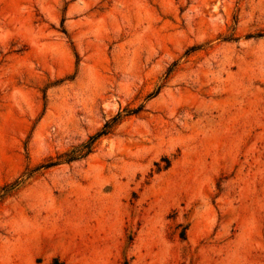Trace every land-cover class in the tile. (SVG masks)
<instances>
[{
	"label": "rangeland",
	"instance_id": "1",
	"mask_svg": "<svg viewBox=\"0 0 264 264\" xmlns=\"http://www.w3.org/2000/svg\"><path fill=\"white\" fill-rule=\"evenodd\" d=\"M0 264H264V0H0Z\"/></svg>",
	"mask_w": 264,
	"mask_h": 264
},
{
	"label": "trees",
	"instance_id": "2",
	"mask_svg": "<svg viewBox=\"0 0 264 264\" xmlns=\"http://www.w3.org/2000/svg\"><path fill=\"white\" fill-rule=\"evenodd\" d=\"M107 126H108V124L105 126V129L99 134V135H101V134H106L107 132H108V129H107ZM95 137L96 136H93L92 137V140L90 141V143L88 144V151H91V146H92V143H93V140L95 139Z\"/></svg>",
	"mask_w": 264,
	"mask_h": 264
}]
</instances>
